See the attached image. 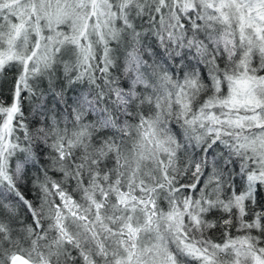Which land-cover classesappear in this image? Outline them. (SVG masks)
<instances>
[{
	"label": "snow or ice",
	"instance_id": "1",
	"mask_svg": "<svg viewBox=\"0 0 264 264\" xmlns=\"http://www.w3.org/2000/svg\"><path fill=\"white\" fill-rule=\"evenodd\" d=\"M0 264H264V0H0Z\"/></svg>",
	"mask_w": 264,
	"mask_h": 264
}]
</instances>
